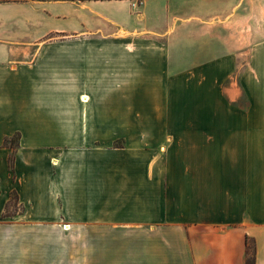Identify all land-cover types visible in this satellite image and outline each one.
I'll return each mask as SVG.
<instances>
[{"label":"crops","instance_id":"1","mask_svg":"<svg viewBox=\"0 0 264 264\" xmlns=\"http://www.w3.org/2000/svg\"><path fill=\"white\" fill-rule=\"evenodd\" d=\"M141 33L197 66L182 80L229 81L226 120L110 116V61L167 77L141 72ZM249 245L264 264V0H0V264H247Z\"/></svg>","mask_w":264,"mask_h":264},{"label":"rangeland","instance_id":"2","mask_svg":"<svg viewBox=\"0 0 264 264\" xmlns=\"http://www.w3.org/2000/svg\"><path fill=\"white\" fill-rule=\"evenodd\" d=\"M149 34L141 33L138 35L135 40L142 42L140 44V49H130V51H140V60H141V72L156 74L159 78L160 73L166 74V78L162 80H121L117 76L119 74L113 75V71L116 67L115 62L110 61V76H109V99L112 101L110 103V116L111 113L117 120V118L122 117L121 112L127 111V108H130L128 112V118H131L133 115V109L136 110V120L145 126L146 128L141 129L143 135L147 132L152 131L149 127L156 126L157 134L161 132L171 131L167 127L169 124H204L199 125V127L204 126L205 131H208V127H212V124H216V117H218V111L221 110V115L224 116V119H227V106H228V85L229 81L225 80L221 84V90H217L219 96L216 94V88L213 89V83L211 81H197V80H182L187 78L193 71L196 72V65L190 64L189 61L182 62V56L180 55V50L177 48H166L163 44L168 42L169 35L167 34ZM175 34H172L173 36ZM57 40H87V41H101L108 40L109 38H103L98 35H73L68 36L65 34L55 35ZM115 39V38H114ZM132 39V38H130ZM111 40V39H110ZM158 40L156 49L150 48L154 47L155 42L152 45H149L150 41ZM162 44H160V43ZM161 46V47H160ZM157 52L156 64H153L155 61V55L152 54V51ZM66 51H71L70 49ZM81 53H91L94 57H99L100 50L96 49H84L76 50ZM119 52L125 50L119 49ZM127 51V49H126ZM196 51L194 57L196 56ZM204 51V49L200 50ZM190 53V52H189ZM80 55V54H79ZM85 57V54H82ZM88 56V55H87ZM162 61V64L159 63ZM146 62V63H145ZM114 64V65H112ZM146 64V65H145ZM123 62V66H124ZM210 67V66H208ZM128 69V68H126ZM124 68V72H127ZM192 69V70H190ZM208 69V68H206ZM116 70V69H115ZM189 70V71H188ZM117 71V70H116ZM191 71V72H190ZM209 72V71H207ZM86 76H89V73H86ZM114 76V77H113ZM178 77L177 79H175ZM170 78V79H169ZM88 81V79H86ZM86 81V82H87ZM95 85L94 87L99 88L100 79L91 80ZM88 83H91L88 81ZM203 94V95H202ZM215 102L219 101L220 106H216ZM106 99V98H105ZM120 103L118 104V102ZM123 101L126 103L124 104ZM129 102V103H128ZM124 105H123V104ZM134 107V108H132ZM221 107V108H220ZM137 108V109H136ZM138 108L140 109L139 114H137ZM226 109V112L223 110ZM224 111V113H223ZM130 116V117H129ZM223 118V117H222ZM113 124H118V121L110 119ZM123 124V123H121ZM112 129H110L111 131ZM142 135V136H143ZM113 140V139H112ZM111 140V141H112ZM11 144L16 147L19 141V133L14 134L9 138ZM114 147H123L125 140L122 137L114 138L111 143ZM164 145V143H162ZM13 208L10 207L12 213L18 212L21 207L18 205V201L13 202Z\"/></svg>","mask_w":264,"mask_h":264},{"label":"trees","instance_id":"3","mask_svg":"<svg viewBox=\"0 0 264 264\" xmlns=\"http://www.w3.org/2000/svg\"><path fill=\"white\" fill-rule=\"evenodd\" d=\"M4 143L11 146V147H14L11 144V141H9V138H7ZM13 161H14V157L12 156V157H10V165L12 167V170H13ZM14 200L18 201V196H17L16 192H12L11 198L6 205V210L4 212V216L11 215L12 212L10 211V207L13 208L12 204H13ZM246 263L247 264H255V251H254V248L251 247L250 245L247 248Z\"/></svg>","mask_w":264,"mask_h":264},{"label":"bare ground","instance_id":"4","mask_svg":"<svg viewBox=\"0 0 264 264\" xmlns=\"http://www.w3.org/2000/svg\"><path fill=\"white\" fill-rule=\"evenodd\" d=\"M87 95V94H86Z\"/></svg>","mask_w":264,"mask_h":264}]
</instances>
